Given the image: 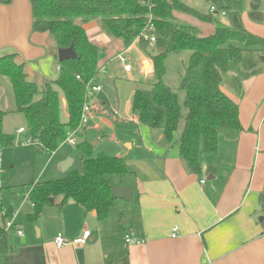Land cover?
Returning a JSON list of instances; mask_svg holds the SVG:
<instances>
[{
  "label": "crops",
  "instance_id": "obj_1",
  "mask_svg": "<svg viewBox=\"0 0 264 264\" xmlns=\"http://www.w3.org/2000/svg\"><path fill=\"white\" fill-rule=\"evenodd\" d=\"M220 1L227 8L226 16L212 14L210 3L209 16L221 18L222 23L232 29H245L264 37V0ZM173 17L194 27L200 37L214 33L210 19L205 21L179 12H174ZM83 28L89 40L101 49L99 71L92 84L105 80L107 85L119 79L115 76L112 80L109 76L114 61L118 62L122 74L132 80L131 67L126 73L117 55L125 57L129 65L132 59L127 55L133 50L139 57L140 72L153 73L148 56L154 54L152 48L142 50L138 40L124 48L121 42L103 34L96 21L83 24ZM57 51L48 33L32 32L30 0L0 3V58L16 55L19 62H24L29 80L44 86L59 76ZM261 57L264 56L246 52L239 67L222 76L221 90L238 105L242 130L221 131L217 154L203 155L200 159L201 175L186 168L178 148L174 142L166 143L162 131L149 130L136 123L131 103L137 90L130 89L128 122L139 129L141 138L129 141L127 148L124 147L126 151L136 150L130 154L131 159L120 157L127 166L129 164V173L110 177L109 183L112 187L132 188L133 201L117 199L108 218L102 222L96 220L95 211H86L73 201H68L61 209L48 207L31 224L39 227L37 236L23 233L19 236L16 230L10 237L1 212L0 226L5 228L9 250L7 255L0 256V264H264V215L259 205V195L264 190V61ZM3 78L0 76V105L3 102L1 90L6 84ZM100 88L101 92L102 85ZM100 92L90 98V119L109 115L105 101L96 98ZM61 103L65 106L64 99ZM0 107V111H6ZM20 129L23 128L17 133L24 134L25 130L21 133ZM27 133L24 145L29 139L34 143L29 130ZM99 137L100 142L108 139L102 132ZM176 138L177 134L174 140ZM83 140L92 147L93 156L100 154V142L88 139L83 127L82 137H76V157L64 153L56 162L61 174L59 179L72 171V167L79 168L81 154L77 145ZM63 145L68 144L59 148ZM59 148L51 155L57 156ZM66 159H71L72 163L62 172L60 163ZM207 168H212L213 173H206ZM59 201L60 198L56 203ZM25 206L21 211L33 210L31 204ZM174 227L178 229L177 236L171 238ZM85 231L90 232L86 244L83 247L72 245L71 242ZM58 235L69 244L57 249L54 239ZM126 235L144 243L126 245Z\"/></svg>",
  "mask_w": 264,
  "mask_h": 264
},
{
  "label": "trees",
  "instance_id": "obj_2",
  "mask_svg": "<svg viewBox=\"0 0 264 264\" xmlns=\"http://www.w3.org/2000/svg\"><path fill=\"white\" fill-rule=\"evenodd\" d=\"M206 1L216 12L227 10L220 0ZM0 3L9 4L10 0ZM30 3L32 32L48 33L58 49L72 47L77 55L75 60L61 63L58 78L44 86L29 80L24 62H19L16 55L0 58V76L11 84L15 112L24 116L37 154L55 152L69 133L76 131V137H82L83 128L79 124L86 84L98 74L101 50L83 28V24L93 21L101 32L121 42L124 48L138 40L144 51L149 44L140 35L152 26L156 54L148 56L156 78L153 97L136 92L131 110L137 124L162 131L168 145L174 142L191 173L201 175V157L217 154L221 131L242 130L238 105L221 90L222 76L235 71L246 52L264 56V37L245 29H232L213 16L208 20L214 24V33L200 37L195 28L179 23L173 13L205 20L207 17L179 0H30ZM181 52L188 53L178 86L184 93L182 105L177 94L163 82L169 54ZM61 99L65 100L66 119L62 117ZM183 107L187 110L185 117ZM5 115L0 111V147H11L13 136L2 131ZM77 150L81 154L78 171H69L59 180L36 183L28 192L27 199L33 208L29 221H35L48 207L61 209L68 201L86 211H95L98 222L108 218L117 200L109 178L129 173L125 160L104 154L93 156L92 147L85 140L77 145ZM213 171L206 169L208 174ZM259 205L264 214V190L259 195ZM8 250L6 231L0 226V256L7 255Z\"/></svg>",
  "mask_w": 264,
  "mask_h": 264
},
{
  "label": "rangeland",
  "instance_id": "obj_3",
  "mask_svg": "<svg viewBox=\"0 0 264 264\" xmlns=\"http://www.w3.org/2000/svg\"><path fill=\"white\" fill-rule=\"evenodd\" d=\"M180 2L197 10L202 15H206L207 19L205 21H209V3L206 0H180ZM217 20L222 23L221 18ZM149 48H152L155 54V45L152 47L149 45ZM127 56L132 59V62L129 61L128 64L133 71V79L129 80L126 75L122 74V70L118 67L119 64L117 61L112 62V66L109 68V76L112 80H115V76L119 77V79L107 85H105V80L96 84V86L102 85V91L96 95V98H102L105 101L109 115H97L92 119L89 118L84 127L86 137L88 139L92 138L94 140L93 143L95 141L100 142V132L108 136V139L100 142L98 146L100 154L131 159L130 154L136 150L126 151L124 147H126L129 141L133 139L139 140L141 137L138 132L139 129L128 122V113H130V106H128L130 95H128V92L130 89L135 88L137 92H142L152 97V85L156 81V78L153 73L148 75L140 72V61L139 57L135 55V50L131 51ZM187 59L188 53L181 52L169 54L165 62L166 74L163 82L177 94L181 105L184 100V93L179 90L178 86ZM3 81H6V84H4L1 90L3 102L0 106L6 110L7 115L4 118L2 130L5 134L13 136L14 142L11 147H1L0 151V214L2 212L6 226L8 224L12 225V227L6 229L10 237L15 235L16 230L21 231L24 235L37 236L39 227L31 224L35 223L39 218L35 221H29L28 217L33 213V210L30 213H27L29 211L26 210L21 211L23 205L29 207L31 204L23 196L31 189L33 184L59 179L61 174L59 166L56 165L58 158L64 153L76 157V146L73 148L68 145H63V147L59 148L57 156H52L51 153L47 152L36 154L34 152L35 143H27L24 145L23 142L26 140V134L28 135L26 121L22 114L15 112V101L11 84L6 78H3ZM61 109L62 117L66 119L67 113L65 106H62ZM186 114L187 110L183 107V117ZM21 127L25 130L24 134L17 133ZM127 167L130 170L129 164ZM78 169L75 166L70 170L78 171ZM14 240L16 241L17 239Z\"/></svg>",
  "mask_w": 264,
  "mask_h": 264
},
{
  "label": "built area",
  "instance_id": "obj_4",
  "mask_svg": "<svg viewBox=\"0 0 264 264\" xmlns=\"http://www.w3.org/2000/svg\"><path fill=\"white\" fill-rule=\"evenodd\" d=\"M149 8L151 6H148ZM210 12L212 14H218L222 17H225L226 16V11H218L216 12L215 8L213 6H211L210 8ZM148 32H143L141 35H140V38L143 39L144 41H147L148 44L152 47L155 45L156 43V38H155V35L153 33V28L152 26H149L148 27ZM117 59L120 61V63L122 64L123 66V69L126 73H129L130 72V66L126 64L127 62V59L125 57H123L121 54L120 55H117ZM77 79H79V77L77 76L76 77ZM92 81L91 80L90 82H88L86 84V98H85V102L83 104V107H82V112H81V117H80V124H79V128H83L85 124H87L88 122V119L91 117V114H92V105L90 103V98L100 92L101 88L100 86H96V85H93L92 84ZM19 132H23V129H20ZM27 143H31V140H27L25 145ZM63 144H68L70 146H76L77 142H76V131L73 132V133H69L67 135V138L65 140V142ZM0 151H1V147H0ZM203 183V181H201ZM12 227L11 224H8L6 228H10ZM177 232H178V229L176 227H174L172 229V233H171V238H175L177 236ZM17 234L19 236H22V232L18 230ZM90 235V232L89 231H85L82 236L80 237H77L76 239H74L71 244L74 245V246H77V247H83L85 244H86V241H87V238L89 237ZM125 244L126 245H140V244H143L144 243V240H134L131 238V236L129 235H126L125 236ZM69 242L66 241L61 235H58L55 239H54V245L57 249H60L66 245H68Z\"/></svg>",
  "mask_w": 264,
  "mask_h": 264
},
{
  "label": "water",
  "instance_id": "obj_5",
  "mask_svg": "<svg viewBox=\"0 0 264 264\" xmlns=\"http://www.w3.org/2000/svg\"><path fill=\"white\" fill-rule=\"evenodd\" d=\"M58 62L61 64L65 61L75 60L77 58L76 53L74 52L72 47L67 49H58L57 51ZM261 61H264V57H261ZM71 159H66L65 161L60 163V169L62 172H66L71 166ZM133 189L128 187H120L114 186L112 187V194L116 199L123 200L126 202L133 201ZM53 203V201L51 200ZM263 218H260L259 221H262Z\"/></svg>",
  "mask_w": 264,
  "mask_h": 264
}]
</instances>
